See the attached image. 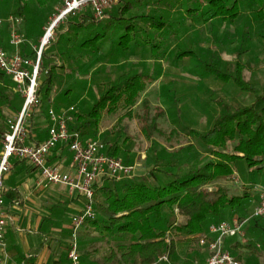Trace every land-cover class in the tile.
Wrapping results in <instances>:
<instances>
[{
    "label": "trees",
    "instance_id": "16d2710c",
    "mask_svg": "<svg viewBox=\"0 0 264 264\" xmlns=\"http://www.w3.org/2000/svg\"><path fill=\"white\" fill-rule=\"evenodd\" d=\"M12 1L0 0V7L10 9ZM33 1L39 7L36 16L43 14L42 8L51 2L32 0L31 3ZM14 2L17 5L11 8V13L25 16L26 9L30 10L31 3L23 0ZM151 2L169 10H175L177 3L186 14L185 19L195 18L201 22L235 23L245 7L250 8L255 15L264 17V0H122L114 13L106 19L104 17V20L91 19L88 22L78 21L74 17L67 32L56 43V46L63 43L61 51L56 46L53 49L58 50L59 56L55 54L51 58L47 53L42 54L41 71L47 74V79L40 87L42 103L52 102L53 92L61 86L62 75L58 71L65 68L64 63L70 64L82 56L81 53L100 54L108 40L111 46L124 54L131 49L136 54L147 48L156 59L166 57L172 42L182 33L181 24L167 18L158 7L149 13H133ZM3 36V31L0 30V43L6 48ZM65 45L68 47L65 48ZM75 50L79 51V56L73 54ZM193 54L192 51L184 50L178 53V57ZM36 55V51H31L28 57L35 60ZM195 57L200 61L197 54ZM58 58L63 59L62 64L57 63ZM203 67L205 73L226 83L233 82L241 91L251 93L255 101L239 107L221 103L220 112L214 117L211 128L205 131L186 127L188 137L209 153L210 158L205 163L192 167L190 165L182 172H170L175 164L179 165L177 169L181 168V152L175 158L173 153H166V147L159 149V144L153 142V155L150 159L154 166L150 177H127L121 180L106 178L102 185L96 184V217L87 223L106 228L119 240L129 237V243H119L116 248L109 249L110 261L115 260L118 264H156L164 254L173 259L177 254L179 241L187 244L186 253L198 252L201 248L200 237L206 234L212 224L220 223L228 217L245 218L247 205L253 198L250 189L257 185L259 178L264 182V86L259 91L249 83L243 67L237 68L233 73L226 72L219 66L209 65L206 61ZM153 80L151 73L141 71L121 75L84 113L74 112L78 122L76 130L85 140L95 138L104 113L123 111L113 130L108 131V136L115 133H119L118 137L126 134L123 122L126 118H134L135 107ZM12 83L13 80L0 69V141L8 127L7 111L16 108L8 92ZM69 96L70 88L59 98L67 100ZM144 114L137 113L138 116ZM149 114L148 111L145 116L147 123L143 126L147 138L152 140L156 132L161 136L167 135L166 139L171 142L178 132L172 129L166 134L158 123L162 115L157 114L151 118ZM129 139V136H125L123 141ZM104 143V152L109 155H121L128 150L117 140L110 142L106 139ZM236 173L240 174V180L245 186L241 195L230 194V189L225 185L218 184L216 187L215 183L230 179ZM211 185L215 187L210 188ZM176 214L184 216L185 220L172 221V216ZM263 217H254L252 221L254 226L251 233L258 236L262 232L260 240L264 239V226L260 224ZM244 246L252 251L256 248L253 242L243 245L239 239L229 247L233 250V247L239 249ZM241 255L237 253L236 258L241 259Z\"/></svg>",
    "mask_w": 264,
    "mask_h": 264
},
{
    "label": "rangeland",
    "instance_id": "374dc122",
    "mask_svg": "<svg viewBox=\"0 0 264 264\" xmlns=\"http://www.w3.org/2000/svg\"><path fill=\"white\" fill-rule=\"evenodd\" d=\"M23 1L32 2V0ZM121 1H114L112 7L107 9L104 19L114 13V10L121 5ZM63 2L64 0H51L47 7L42 8V18L40 14L34 18L32 16L33 13L39 11V7L34 1L30 4V10L26 9L27 14L25 16L11 13V8L13 9L17 5L14 0L11 2L12 7L10 9L0 7V19L3 21L1 31H3L6 40L10 41V17L21 18L22 21L19 27L24 37L23 44L27 43L30 45V41H28L26 35V32H28L25 29L26 23L23 21L28 18L29 24L37 26L38 29L44 23L45 27H48L55 15L59 13V9L63 7ZM156 7L162 10L163 12L161 13H164L167 18L181 24L182 33L172 42L166 57L156 59L151 56L147 48L143 49L140 53L134 54L131 49L124 54L111 46L109 40L98 55H85V53H81L82 56H79V51L75 50L73 54L79 57L71 61L70 64L64 63L65 68L58 71L62 75V84L56 88L55 92H53L54 94L51 96L54 97L55 103H53V100L52 102H41L38 108H34L37 110L32 121V125H36L40 118L45 119L49 107H53L56 110L57 108L67 109L75 106L72 114L74 121L69 126L72 131L79 132L76 130L78 122L74 116V112L84 113L86 108L92 105L121 75L133 71L151 73L154 80L147 87L146 91L142 93L135 107L136 115L134 118H126L123 122L126 134H122L119 137V133L108 136V131L113 130L120 115L124 113L120 111L113 114L104 113L99 124L97 137H90V139H98L103 143L106 139L110 142L117 140L123 148L128 149L126 153L117 156L122 157L126 164L135 166L134 175L131 177L133 179H140L142 176L150 177V171L154 166L150 159L153 155V142L159 144V149L166 147L168 149L166 153H173L175 158L179 157L180 154L178 153L181 152L183 160L181 168L177 169L179 165L175 164L174 169L170 170V172H182L188 169L190 165L192 167L205 163L210 158L209 153L205 152L199 143L188 137L186 127L205 131L211 128L214 117L220 112L221 103L239 107L250 105L255 101V97L251 93L241 91L233 82L226 83L205 73L203 67L205 61L209 65L219 66L229 73H233L237 68L243 67L245 77L249 83L256 86L259 91L264 86V17L262 15H255L250 8L245 7L242 10L240 19L235 23H224L221 21L201 22L195 18L185 19L186 14L180 10L177 3L175 10H169L166 7L160 8L159 5L152 2L145 7L134 10L133 13H149ZM31 11L33 13L30 15ZM74 17L78 21H88L90 20L91 12L89 9H83ZM74 17H70L64 22L59 23L54 29L50 42L43 50L47 55H51V58H54L55 54L59 56V52L56 49H60L61 51L63 43L59 46H56V43L67 32V29L70 27V21ZM45 31L46 29H44L43 35ZM28 36L29 38H33V35L30 33ZM40 41L33 43V51H35L34 46L37 49L39 48ZM55 46L56 49L53 50ZM67 47L65 45V48ZM184 50L194 52V56L186 55L181 58L178 57V53ZM196 54L200 58V61L195 57ZM57 63L62 64L63 59L58 58ZM46 79L47 74L44 71L41 72L39 78L40 87ZM13 84L8 87V92L16 108L8 109L7 119L14 117L21 110L25 102V98L16 91ZM68 88H70L69 98L67 100L59 98ZM56 103L59 105L57 106ZM148 111L151 118L157 114L162 115L158 119V123L159 127L166 134H169L172 129L178 132L171 142L166 139L167 135L161 136L156 132L153 134L152 140L147 138L143 131V126L147 123L145 116ZM137 113L145 114L144 116H138ZM148 123H150V119ZM125 136H129L130 139L123 141ZM83 139L85 140V138ZM238 174L236 173L230 179L218 181L215 183L216 187L218 184L225 185L230 189V194L241 195L245 186L243 181L240 180V174ZM257 185L264 186L262 178L258 179ZM209 187L214 188L215 186L211 185ZM250 191L253 193V198L252 202L247 205L244 217L249 218L248 223L252 224L254 219L252 214L258 198V192L255 186ZM232 218L234 217H228L225 220H231ZM171 219L172 221L176 219L184 221L185 217L176 214ZM260 224L264 226V217L260 220ZM262 234L261 232L256 236L247 231L245 238L237 236L228 237L225 239V248L234 256H237V253L242 254V258L239 260L243 264H264V239L260 240ZM213 238L214 235H211L208 240ZM238 239L244 242L251 241L256 248L252 251L244 246V250L240 249V251L234 252L229 246L235 244V241ZM201 244L205 245V248L202 246L196 252V255L194 254L195 257H198L196 263L191 262V255L188 260L182 261V249L186 248L187 244L179 241L178 246L180 247L176 256L173 259L170 258L167 263L159 264H200L203 262L200 260L204 256L208 258L211 254L209 242Z\"/></svg>",
    "mask_w": 264,
    "mask_h": 264
},
{
    "label": "built area",
    "instance_id": "2783aa9c",
    "mask_svg": "<svg viewBox=\"0 0 264 264\" xmlns=\"http://www.w3.org/2000/svg\"><path fill=\"white\" fill-rule=\"evenodd\" d=\"M115 0H64L63 7L55 15L45 34L41 38L39 48H35L36 59L25 56L20 52L24 37L20 31L21 18L10 17V43L17 48L10 53L0 43V69L14 82L16 91L25 98L20 111L7 120V130L1 137L0 144V249L5 246V234L12 220L4 210L5 186L4 176L13 167V160L27 161L40 173L45 185H65L70 190L78 191L86 198V206L72 217V239L69 244L68 257L71 264H81L78 233L80 229L95 217V186L106 178L121 180L134 175L135 166L128 165L120 156L104 152L105 143L98 139L84 140L79 132L72 131L69 124L73 122L72 115L75 106L61 111L53 107L48 109V137L42 141L31 140V126L35 111L41 105L39 78L41 75L42 54L44 47L50 42L54 29L61 22L76 16L83 9H89L91 19L97 21L106 16L107 9L112 7ZM0 19V30L2 28ZM65 144L73 153V170L51 163L52 151L59 145ZM259 203L252 216H264V186L257 185ZM249 218L224 220L212 224L209 231L214 235L209 239L207 234L200 237L201 243L209 242L210 256L200 264H243L225 248L228 237L246 236V225ZM170 257L164 254L156 264L169 262Z\"/></svg>",
    "mask_w": 264,
    "mask_h": 264
},
{
    "label": "crops",
    "instance_id": "0c3cea01",
    "mask_svg": "<svg viewBox=\"0 0 264 264\" xmlns=\"http://www.w3.org/2000/svg\"><path fill=\"white\" fill-rule=\"evenodd\" d=\"M32 13L31 11L30 15ZM32 16L34 18L36 13ZM23 22L26 23L25 29L28 30L26 35L30 45L22 44L19 50L28 56L33 51V43L41 40L46 27L45 23L39 29L37 26H31L28 18ZM29 33L33 35V38H29ZM3 40L8 52L16 51L17 48L6 40L5 36ZM62 109L57 108L56 111L59 112ZM47 115L48 113L45 119L40 118L36 125L31 126L32 141H42L48 137L49 119ZM50 162L64 169L73 170V153L67 145L59 144L52 151ZM103 181L97 184L102 185ZM4 186V210L12 217V220L5 234V246L0 249V264H71L68 250L72 239V217L85 208V196L78 191L70 190L65 185H45L40 173L30 163L17 159L13 160V167L4 176ZM258 203L259 195L254 209ZM179 221L182 220L179 219ZM250 224L248 223L245 227L246 234L247 231L251 232L253 229L254 223ZM205 233L209 237L212 235L209 228ZM78 241L81 264H118L115 260L110 261L109 249L116 248L119 243H129V237L126 236L124 240H119L116 235L112 236L106 228L87 223L80 229ZM245 243L242 241L243 245ZM202 246L205 245L200 242V247ZM187 249L188 247L182 249V261L185 262L191 255V262L196 263L198 261V257L194 256L196 253H186ZM240 249L245 248L235 249L233 247L235 252ZM206 258L204 256L200 261Z\"/></svg>",
    "mask_w": 264,
    "mask_h": 264
}]
</instances>
